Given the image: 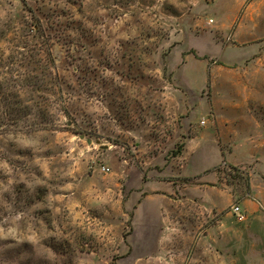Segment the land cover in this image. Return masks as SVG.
<instances>
[{
  "label": "rangeland",
  "instance_id": "obj_1",
  "mask_svg": "<svg viewBox=\"0 0 264 264\" xmlns=\"http://www.w3.org/2000/svg\"><path fill=\"white\" fill-rule=\"evenodd\" d=\"M0 264H264V0H0Z\"/></svg>",
  "mask_w": 264,
  "mask_h": 264
},
{
  "label": "built area",
  "instance_id": "obj_2",
  "mask_svg": "<svg viewBox=\"0 0 264 264\" xmlns=\"http://www.w3.org/2000/svg\"><path fill=\"white\" fill-rule=\"evenodd\" d=\"M234 211L236 212V214L242 219L245 217V215L242 213L241 207L236 205L234 207Z\"/></svg>",
  "mask_w": 264,
  "mask_h": 264
}]
</instances>
